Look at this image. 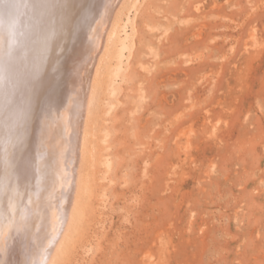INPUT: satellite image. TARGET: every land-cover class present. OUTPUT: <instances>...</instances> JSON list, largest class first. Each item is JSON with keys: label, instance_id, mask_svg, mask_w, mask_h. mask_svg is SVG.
I'll list each match as a JSON object with an SVG mask.
<instances>
[{"label": "rangeland", "instance_id": "obj_1", "mask_svg": "<svg viewBox=\"0 0 264 264\" xmlns=\"http://www.w3.org/2000/svg\"><path fill=\"white\" fill-rule=\"evenodd\" d=\"M137 28L114 109L106 50L90 70L53 264H264V0H141Z\"/></svg>", "mask_w": 264, "mask_h": 264}, {"label": "bare ground", "instance_id": "obj_2", "mask_svg": "<svg viewBox=\"0 0 264 264\" xmlns=\"http://www.w3.org/2000/svg\"><path fill=\"white\" fill-rule=\"evenodd\" d=\"M123 1L0 0V264L55 261L79 186L90 70L106 50L103 100L112 110L137 47L141 0L127 11ZM103 165L102 179L108 157ZM52 198L66 204L50 206Z\"/></svg>", "mask_w": 264, "mask_h": 264}]
</instances>
